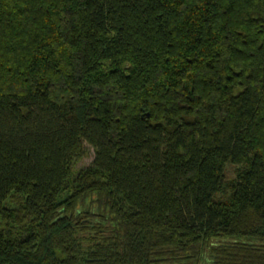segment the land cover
Instances as JSON below:
<instances>
[{"label": "trees", "instance_id": "1", "mask_svg": "<svg viewBox=\"0 0 264 264\" xmlns=\"http://www.w3.org/2000/svg\"><path fill=\"white\" fill-rule=\"evenodd\" d=\"M0 264H264V0H0Z\"/></svg>", "mask_w": 264, "mask_h": 264}, {"label": "rangeland", "instance_id": "2", "mask_svg": "<svg viewBox=\"0 0 264 264\" xmlns=\"http://www.w3.org/2000/svg\"><path fill=\"white\" fill-rule=\"evenodd\" d=\"M86 150H87V153H88V156L87 158H83L81 159L80 161L76 162L73 167H72V172L73 173H77L79 172L80 170H83L85 169L86 167H88L92 160H93V152L91 149H89L87 146H85Z\"/></svg>", "mask_w": 264, "mask_h": 264}]
</instances>
